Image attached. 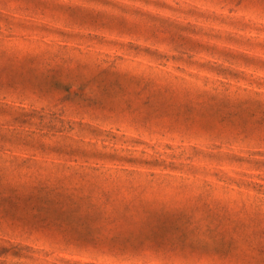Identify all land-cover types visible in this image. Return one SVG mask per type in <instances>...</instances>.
Instances as JSON below:
<instances>
[{
  "label": "rangeland",
  "instance_id": "rangeland-1",
  "mask_svg": "<svg viewBox=\"0 0 264 264\" xmlns=\"http://www.w3.org/2000/svg\"><path fill=\"white\" fill-rule=\"evenodd\" d=\"M264 0H0V264H264Z\"/></svg>",
  "mask_w": 264,
  "mask_h": 264
},
{
  "label": "snow or ice",
  "instance_id": "snow-or-ice-1",
  "mask_svg": "<svg viewBox=\"0 0 264 264\" xmlns=\"http://www.w3.org/2000/svg\"><path fill=\"white\" fill-rule=\"evenodd\" d=\"M63 3H71L74 5H79V6H83V7H88L90 0H62ZM259 7L261 8L262 13H264V3H261L259 5Z\"/></svg>",
  "mask_w": 264,
  "mask_h": 264
}]
</instances>
